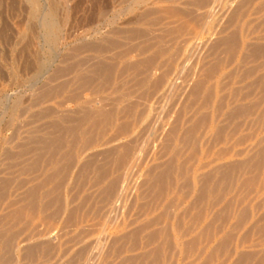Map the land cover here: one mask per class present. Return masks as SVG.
<instances>
[{"label": "rangeland", "instance_id": "obj_1", "mask_svg": "<svg viewBox=\"0 0 264 264\" xmlns=\"http://www.w3.org/2000/svg\"><path fill=\"white\" fill-rule=\"evenodd\" d=\"M36 1L0 0V264H264V0Z\"/></svg>", "mask_w": 264, "mask_h": 264}, {"label": "bare ground", "instance_id": "obj_2", "mask_svg": "<svg viewBox=\"0 0 264 264\" xmlns=\"http://www.w3.org/2000/svg\"><path fill=\"white\" fill-rule=\"evenodd\" d=\"M31 3H32V7H33V13H32V15L33 16H39L41 19L42 18H44L45 16H47V14L48 13H51V12H48V13H46V12H44V11H42V10H40V5H39V3L36 1V0H29ZM50 1V0H49ZM53 4V3H52ZM51 9V8H50ZM44 10V9H43ZM53 13V12H52ZM52 15V14H51ZM47 18H48V16H47ZM40 19V20H41ZM43 20V19H42ZM45 20V19H44ZM44 22H46V21H43V23ZM47 23H48V21H47ZM46 26V25H45ZM56 28V27H55ZM45 29H47V32H48V38H51L52 39V35H53V33L55 34V32L53 31L54 30V27H53V24L52 23H48L47 24V27L45 28ZM56 30V29H55ZM59 30V29H58ZM56 32H57V30H56ZM50 39V40H51ZM43 66V65H42ZM42 71V70H41Z\"/></svg>", "mask_w": 264, "mask_h": 264}]
</instances>
